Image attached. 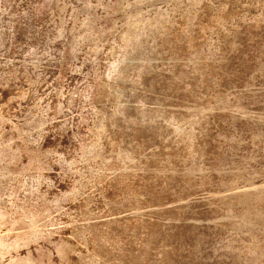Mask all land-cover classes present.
<instances>
[{
	"label": "rangeland",
	"instance_id": "obj_1",
	"mask_svg": "<svg viewBox=\"0 0 264 264\" xmlns=\"http://www.w3.org/2000/svg\"><path fill=\"white\" fill-rule=\"evenodd\" d=\"M0 264H264V0H0Z\"/></svg>",
	"mask_w": 264,
	"mask_h": 264
}]
</instances>
